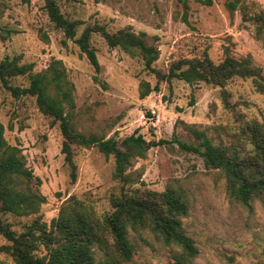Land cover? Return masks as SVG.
<instances>
[{
    "label": "rangeland",
    "instance_id": "374dc122",
    "mask_svg": "<svg viewBox=\"0 0 264 264\" xmlns=\"http://www.w3.org/2000/svg\"><path fill=\"white\" fill-rule=\"evenodd\" d=\"M253 1L264 11V0ZM225 2L213 0L207 6L190 0L188 24L178 0H75L65 4L63 11L83 22L79 34L93 23L104 25L109 32L129 27L135 33H146L160 52L154 66L162 71L176 59L208 49L215 62L226 53L237 58L250 55L264 73V48L254 38L253 28L242 22L241 13L231 14ZM44 4L45 0H0V61L20 55L22 63H33L40 72L52 59L62 60L75 87L74 121L81 132L118 139L138 134L147 141L168 142L151 148L129 171L140 173L150 190L161 192L172 185L185 192L190 210L183 224L199 250L193 264H264L262 204L255 201L244 207L231 202L220 172L208 169L202 157L179 144H199L184 125L205 131L214 143L231 141L229 127L235 124V116L224 106L222 89L174 79L161 82L159 91L141 98V82L154 87L157 78L139 59L120 48L110 49L99 35L92 38L101 67L96 81L94 67L73 41L64 44L65 37L49 21ZM15 84L26 86L27 81L20 78ZM224 90L236 111L248 119L264 120V95L251 79L235 78ZM0 122L8 143L22 150L27 166L41 180L39 190L46 203L39 214L44 221L50 223L57 217L72 196L92 203L99 214L111 209L110 198L121 189L113 177V157H105L96 147L74 145L73 181L62 153L59 124L39 111L35 98L17 100L0 88ZM33 218L9 220L21 231ZM142 237H133L136 253L131 264H168L178 251L148 231ZM6 244L0 237V248ZM0 264L15 263L0 250Z\"/></svg>",
    "mask_w": 264,
    "mask_h": 264
},
{
    "label": "trees",
    "instance_id": "16d2710c",
    "mask_svg": "<svg viewBox=\"0 0 264 264\" xmlns=\"http://www.w3.org/2000/svg\"><path fill=\"white\" fill-rule=\"evenodd\" d=\"M73 1L45 0L44 10L53 26L63 33L64 44L66 40L73 41L94 67L96 81L101 67L92 38L99 35L110 49H122L155 75L154 87L141 82V98L159 91L161 82L171 83L174 79L190 85L203 82L222 89L224 106L235 116V124L229 127L231 141L214 143L205 131L184 125L199 144H179L202 157L208 169L220 172L231 202L251 207L259 201L264 208V120L248 119L236 111L224 90L235 78L251 79L257 92L264 95L263 69L253 58L250 55L237 58L226 53L221 61L215 62L205 49L201 54L172 61L162 71L154 66L160 52L144 32L135 33L129 27L109 32L104 25L93 23L79 34L83 22L63 11V6ZM195 1L207 6L213 4V0ZM178 2L183 5V21L188 24L190 0ZM225 7L231 14L241 13L242 22L253 28L254 38L264 48V11L258 3L226 0ZM21 60L20 55H14L0 61V88L17 100L35 98L39 111L59 124L64 139L62 153L71 167L73 181L76 180L73 146L96 147L105 157L114 158L113 177L121 183V189L111 196V209L101 214L92 203L72 196L62 205L57 217L50 223L44 221L39 214L46 203L39 190L41 180L27 166L22 150L8 143L6 128L0 122V237L8 242L0 250L15 264H131L136 253L133 237L143 240L142 234L148 231L163 245L178 249L168 264H193L199 250L183 224L190 210L185 192L172 185L161 192L150 190L140 173L129 171L135 160L145 158L151 148L168 142L147 141L138 134L118 139L79 131L74 121L75 87L63 61L52 59L46 69L36 72L33 63ZM20 78L26 79V86L15 84ZM31 216L34 218L21 231L14 229V223L9 220Z\"/></svg>",
    "mask_w": 264,
    "mask_h": 264
}]
</instances>
